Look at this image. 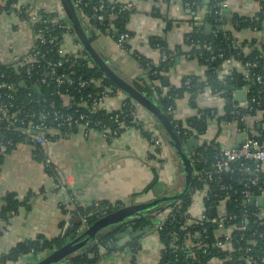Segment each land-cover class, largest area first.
I'll list each match as a JSON object with an SVG mask.
<instances>
[{
    "label": "built area",
    "instance_id": "built-area-1",
    "mask_svg": "<svg viewBox=\"0 0 264 264\" xmlns=\"http://www.w3.org/2000/svg\"><path fill=\"white\" fill-rule=\"evenodd\" d=\"M6 1L0 0V12H6ZM261 1L264 0H259L260 9ZM71 2L83 23L91 25L97 34H106L112 38L116 49H126L130 30L127 28L115 35L113 20L118 13L134 8L132 0H98L93 4H89L91 0ZM185 3L188 7L193 4L190 0ZM87 5H90V15L85 13ZM220 6L222 8V5ZM11 9V12L20 18L21 14L25 13L26 21L31 27L36 23L39 26L34 31V40L27 43L23 53L9 47L11 61H0V65H9L16 75L13 77L6 71H0V130L3 138L0 153L3 156L10 147L20 143L32 147L39 146L44 151L43 147H48L55 141L53 132L61 134L70 129H94L102 138L111 140L125 128L135 127L126 124L121 118L124 100L118 108L107 106L106 100L119 95L121 91L109 80L108 83L105 82V74L101 72L98 76H85L72 72L80 60L85 61L89 67L94 62L89 54H86L80 41H72L67 46L68 41H56L55 37L50 35V30L58 26L61 16V21L65 22L67 27L70 26L63 13L54 16L51 11L45 9H32L26 0H16ZM40 11L47 12L46 17L42 16ZM262 12L264 15V9ZM106 16L108 20L103 28L92 23V20L103 22ZM183 48L189 50L185 46ZM202 49L196 52V59L203 58L204 50L211 53L214 51L207 43ZM142 56L139 53L136 58L139 60ZM186 57H190V54ZM168 59L170 55L161 51L159 60H149L146 65L157 66L160 61ZM216 59L222 60L219 75L229 79L233 69H238L247 78L249 72L246 69L256 66L254 61L240 64L236 68L237 61L231 56H226L221 49H217L216 54L205 57L204 62L209 63ZM141 68L143 71L142 66ZM255 77L257 82L262 81V75L257 74ZM151 83V88L157 85L155 81ZM222 83L225 85V82ZM184 85L190 86L189 78L185 79ZM244 89L245 100L239 103V108L249 112L252 107L248 106L247 88ZM209 95L215 98L217 95L222 103H214L208 107L211 115L208 125L217 121L221 133L225 129L221 130V126L235 128L237 133L241 134L240 143L236 147L235 144H224L218 135L219 131L212 136L207 133L209 127L205 135L198 139L197 146L202 150L192 151L190 156L195 186L189 191V204L181 211L182 201L176 199L155 209L150 215L148 231L161 242L156 264L163 261V256L167 253L173 258L165 264H175L180 259L181 264H263L264 256L253 260L250 255V238L264 240V207L256 202L250 205L248 200L251 197H264V187L260 184L261 174L264 173V143L257 138L255 130L264 118V110L260 109L255 115L240 113L239 110L226 113L222 110L228 101L226 92L213 94L207 87L203 92H199L196 100ZM231 98L234 99L233 94ZM252 100L255 101V98ZM132 104L134 107L130 111L131 121L140 126L135 128L140 132L150 133L149 141L162 154L166 148L165 141L159 137L162 133L155 126L152 115L135 101ZM175 107L168 105L166 111L171 115L170 122L178 127L182 120L176 116ZM199 112L198 110L196 114ZM8 131L15 132L19 140L14 142L12 138H5ZM42 157L45 171L51 170L50 157L45 153ZM224 176L227 178L224 179ZM56 186L65 193V202L72 204V194H66V182L60 178ZM211 199L213 203L206 206V201ZM252 207L257 210L256 216L250 214ZM211 208L215 210L213 216L209 214ZM131 223L124 220L120 224L128 228L132 227ZM88 226L87 220L82 218L77 235ZM163 232L168 239L166 243L160 240Z\"/></svg>",
    "mask_w": 264,
    "mask_h": 264
},
{
    "label": "crops",
    "instance_id": "crops-1",
    "mask_svg": "<svg viewBox=\"0 0 264 264\" xmlns=\"http://www.w3.org/2000/svg\"><path fill=\"white\" fill-rule=\"evenodd\" d=\"M26 1L32 9H45L58 16L63 13L60 0ZM132 1L133 12L126 23L130 30L126 49H116L114 40L108 35L97 34L86 22L81 24L93 47L108 66L136 88L134 79L143 73L135 53H140L150 61L159 60L161 49L157 46V41H163L173 52L178 46L184 50V35L195 23L205 19L210 0H197L190 7L182 0ZM221 5L226 18L222 23L223 31L230 32L237 42H264V20L256 28L240 29L234 28L231 21L233 13L254 17L260 10L259 0H223ZM205 23L207 22H203V30ZM33 40V29L25 19L12 12H0V61H11L9 47L23 53L27 43ZM62 41H68L69 46L68 43L79 39L74 32L68 31L63 34ZM239 66L240 62L237 61L236 68ZM204 71L205 67L197 59L184 54L178 55L175 51L164 79L170 86H178L184 75L202 77ZM120 91L119 95L106 100L107 106L120 107L128 96ZM218 102L222 103L217 95L216 98L209 95L198 99L197 105L199 108H208ZM197 112L198 108L188 105L187 98L176 102L175 113L181 120ZM152 118L164 137L166 148L162 154L137 128L131 126L111 140L102 138L94 129H70L61 134L53 132L55 141L44 153L50 157L62 181L66 182V194L71 193L73 197L72 207L74 204L88 206L100 201L125 206L147 202L163 195L178 194L183 190L185 172L182 162L161 124L155 117ZM208 127L207 133L212 136L219 131L218 135L226 145L235 144L239 136L232 127L221 126V130L225 128L221 133L217 121L210 122ZM188 139H197L198 144V138ZM187 140L180 141L190 159L195 146L187 148ZM56 187L45 172L34 147L20 143L6 152L0 164V210L3 197L9 192L15 194L19 203L27 199L28 207L21 204L8 221H0V256L18 242L39 235L51 238L59 234V222L67 219L60 209L66 198L65 193ZM164 204H159L157 208ZM116 226L103 230V234ZM122 232H114L103 244H98V239L87 246L98 244L97 257L100 264H156L161 248L158 237L147 231L139 238L127 240L126 236H120ZM134 242L139 244L135 253L131 246ZM42 257L44 256L40 254L27 253L16 260H5L0 264H36Z\"/></svg>",
    "mask_w": 264,
    "mask_h": 264
},
{
    "label": "trees",
    "instance_id": "trees-1",
    "mask_svg": "<svg viewBox=\"0 0 264 264\" xmlns=\"http://www.w3.org/2000/svg\"><path fill=\"white\" fill-rule=\"evenodd\" d=\"M16 0H7L5 10L6 12H11L12 4ZM98 0H91L89 4H93ZM156 2L158 0H152ZM185 2L186 0H182ZM197 0H190V2L194 3ZM223 0H210L208 4V11L203 21H199V23H195L192 29L184 35L183 38V46L189 48L188 51L183 50L181 46H178L174 49V52L170 50L167 45L163 41H157V46L161 49V51L165 52L167 55H170V59L166 61H160L157 66L153 64L146 65L149 60L146 59L144 56L139 58V63L143 67V71L140 76L136 77L134 80L136 88L142 92L147 98L151 99L156 105L160 107V109L166 114L168 120H171V115L168 114L166 108L168 105L176 106V101L187 98L188 105L191 108L197 109L200 111L199 114L191 115L184 120L180 121V125L175 127L174 123H171L174 131L178 135V138L184 142L188 138L194 137L201 139L208 129V120L211 118L209 108H199L197 105V95L199 92H203L205 88H209L211 92H226L228 101L223 105L222 110L226 113H231L232 111L239 110L240 113L248 112L244 108H239V103L236 102L231 95L234 93L233 90L225 89L221 87V83L225 82V84L230 85L234 88L246 87V101L248 102V106L252 107L249 114L255 115L260 109L264 110V42H258L256 40L250 41H242L237 42V40L232 36V34L228 31H223L214 29L210 34H205L203 30V22L206 21L207 23L216 26L219 23H224L226 18L223 14L221 3ZM193 5V4H192ZM264 9V1H261V9L254 17L239 15L233 13L231 15V21L236 29L251 27L256 28L261 25L262 21L264 20V15L262 10ZM133 12V9L122 11L118 13L113 20L114 27H115V35L125 31L127 29L126 23L128 21L129 15ZM42 16L46 17L45 11H40ZM54 16H58L54 12H50ZM85 13L90 15V5L85 7ZM49 15V14H48ZM22 19H27L25 13L21 14ZM108 16H106L105 21L99 22L96 20H92V23L99 28H103L104 23L107 22ZM83 24V21H81ZM39 24H33V32L38 29ZM71 31L73 29L71 24L67 27L66 23L63 21L58 22V26L50 30V35L55 37L56 41H62L63 34L65 32ZM116 37V36H114ZM91 38V37H90ZM93 38V37H92ZM91 38V39H92ZM207 43L213 48V53L210 51H203V58H198L197 60L205 67V71L202 77H196L192 75H184L180 81L178 86H170L169 84H164L163 79L165 77V72H167L170 63L174 59V54H190L189 58H195V54L198 50H201L204 47V44ZM198 46V47H197ZM247 48V50H245ZM217 49H221L226 56H231L234 60L239 61L241 65H244L246 62H254L256 61V66L247 68L246 70L249 72V76L247 78L238 70L233 69L231 74V79L229 77L220 76L219 69L222 64L221 59H216L215 61L205 63L204 58L208 57L209 55L216 54ZM203 50V49H202ZM88 55V53L86 52ZM139 55L138 52L135 53V57ZM88 64L80 60L73 69L74 74H83L85 76H98L101 75V71L97 68V66L92 64L91 67L87 66ZM245 70V68H244ZM0 71H6L10 73L11 76H16L12 69H10L9 65H0ZM262 75V81H256V75ZM190 79V86L186 87L184 85L185 79ZM21 79V78H18ZM155 81L157 85L154 88H151V82ZM108 83V79L105 80ZM150 82V83H149ZM223 84V83H222ZM255 98V101L252 99ZM259 102L260 104H258ZM133 100L130 99L128 96L124 99V106L121 109V118L126 122V124H132L133 126L139 128L140 126L133 123L131 121V114L130 111L133 109ZM264 114V113H263ZM260 128H255L257 133V138L264 143V118L260 121ZM148 140L150 139V133L148 132H141ZM2 132L0 130V144L3 141L1 138ZM5 138H12L14 142L18 141L19 138L15 132L8 131L5 133ZM150 142V141H149ZM151 145L152 142H150ZM14 147H10L12 149ZM37 155L42 160V155L44 153L43 149L39 146L34 147ZM156 149V148H155ZM158 151V149H156ZM202 148L200 146H196L193 152L200 151ZM159 152V151H158ZM191 156V155H190ZM3 155L0 153V164L2 162ZM47 175L53 180L55 185H57L60 177L55 169L54 165L52 164V169L49 171H45ZM157 176L155 175V180ZM227 177L224 176V179ZM260 184L264 187V173L261 174ZM195 181H192L190 185V189L187 193H185L182 197L178 198L182 201V209L181 211L187 207L190 202V195L189 191L194 188ZM59 190V187H56ZM176 200V199H174ZM27 199H25L22 203H19L16 199L14 193H6L3 197V205L0 210V221H8L18 210V207L23 204L28 207L26 204ZM173 201V200H172ZM169 202V201H168ZM167 203V202H166ZM213 203V200L206 201V206H209ZM121 205L118 203L117 205H112L108 202L100 201V202H93L88 206H81L79 204H74L72 207L71 203H62L60 206L62 214L67 217V219H63L59 222L60 232L58 235L46 238L44 236H36L33 239H27L22 242H18L14 247H12L8 252L3 253L0 256V262L5 260H16L20 256L32 253L33 255H42L45 256L50 252L58 249L66 242L74 239L77 236V230L81 224L82 218L87 220V223L90 225L95 220L99 219L104 213L109 211H113L118 209ZM72 207V208H71ZM157 208V207H156ZM155 208V209H156ZM230 209V206H228ZM155 209L147 210L136 215L130 216L125 220H128L131 223V226L134 229H143L147 226L150 222V215ZM257 210L255 208L250 209V214L252 216H256ZM264 217V215H262ZM126 227L124 225L119 224L112 229V231L108 233H104L97 242L98 244H103L106 240H108L114 232L116 231H124ZM1 230V227H0ZM160 240L163 242H167L168 239L165 236L164 232L161 233ZM93 244L90 247L81 249L65 259L61 260L58 264H100L98 262L97 257V249L98 244ZM250 245H251V252L250 255L252 256L253 260L264 256V240L259 239L257 237L250 238ZM133 252H137L139 249V244L134 242L132 245ZM93 256H90V255ZM167 255V257H166ZM179 256V255H178ZM163 261H159V264H165L167 260L173 258V256L169 255L168 253L163 256ZM180 257V256H179ZM182 259L176 262L175 264H181ZM255 264H258L256 262ZM264 264V263H263Z\"/></svg>",
    "mask_w": 264,
    "mask_h": 264
},
{
    "label": "water",
    "instance_id": "water-1",
    "mask_svg": "<svg viewBox=\"0 0 264 264\" xmlns=\"http://www.w3.org/2000/svg\"><path fill=\"white\" fill-rule=\"evenodd\" d=\"M209 1V0H208ZM60 4L62 6L64 17L69 21L71 24V27L73 29V32L79 39V41L82 43L85 51L89 54L91 59L93 60L94 64L97 66V68L105 74L107 79L114 84L117 88L122 90L124 93H126L130 99L135 101L136 103L140 104L144 109H146L153 117H155L158 122L163 127L165 133L169 137L171 144L173 145L174 149L176 150L185 172V184L183 190L178 194H172V195H163L161 197L152 199L147 202L142 203H135V204H129L122 207H119L116 210L109 211L103 216H101L99 219L95 220L89 228H87L85 231L77 235L74 239L66 242L64 245L59 247L58 249H55L54 251L50 252L49 254L45 255L37 261L36 264H58L61 262V260L65 259L69 255L86 248L89 244H91L93 241L98 240L103 235V230L108 229L112 226L118 225L122 221H124L126 218L136 215L138 213L151 210L155 207H157L161 203H166L168 201H172L174 199H178L186 193L189 185L193 181V168L190 163L189 156L187 152L185 151V146L182 144L180 139L177 137L173 127L170 124V121L168 120V117L166 114L160 109L158 105H156L151 99L147 98L144 94H142L138 89L133 87L131 84L120 78L106 63V61L97 53L95 48L92 45V42L89 40V37L84 31V28L82 27V24L79 20V17L74 9V6L71 2V0H60ZM60 20H63V16L60 17ZM223 25L219 23L216 26H213L209 23L204 24V32L205 34H210L214 29L221 30ZM164 84H167V81L163 79ZM221 87H224L228 90H233L234 93V100L238 103L243 102L245 100V89L244 87L240 88H234L227 84H222ZM257 129L260 128V125L258 124ZM160 138H164L162 134L159 135ZM240 137L241 134H239L235 147L239 145L240 143ZM191 145L196 147L197 145V139H188L187 140V148L191 149ZM45 150H49L47 146L43 147ZM63 196L61 197V199ZM257 203L259 206L264 207V197L258 196V197H251L248 200V204L253 205L254 203ZM210 216H213L215 214L214 208L209 209ZM149 230V227L146 226L143 229H134L133 227L126 228L120 235V236H126L127 240H133L136 238H139L141 235L146 233ZM102 233L100 234L99 232ZM90 256H93L92 254Z\"/></svg>",
    "mask_w": 264,
    "mask_h": 264
},
{
    "label": "rangeland",
    "instance_id": "rangeland-1",
    "mask_svg": "<svg viewBox=\"0 0 264 264\" xmlns=\"http://www.w3.org/2000/svg\"><path fill=\"white\" fill-rule=\"evenodd\" d=\"M171 124V123H170ZM172 126V125H171Z\"/></svg>",
    "mask_w": 264,
    "mask_h": 264
}]
</instances>
